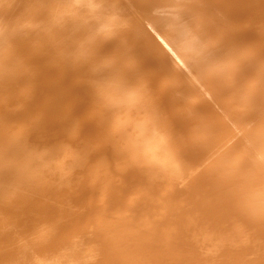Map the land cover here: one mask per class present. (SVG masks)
I'll return each instance as SVG.
<instances>
[{
	"label": "bare ground",
	"instance_id": "bare-ground-1",
	"mask_svg": "<svg viewBox=\"0 0 264 264\" xmlns=\"http://www.w3.org/2000/svg\"><path fill=\"white\" fill-rule=\"evenodd\" d=\"M0 264H264V0H0Z\"/></svg>",
	"mask_w": 264,
	"mask_h": 264
}]
</instances>
